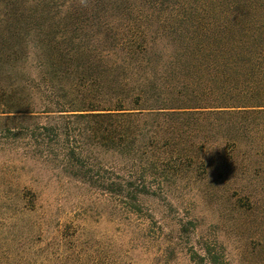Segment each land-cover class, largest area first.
<instances>
[{
	"label": "trees",
	"instance_id": "obj_1",
	"mask_svg": "<svg viewBox=\"0 0 264 264\" xmlns=\"http://www.w3.org/2000/svg\"><path fill=\"white\" fill-rule=\"evenodd\" d=\"M213 140L264 159V0H0V144L143 194Z\"/></svg>",
	"mask_w": 264,
	"mask_h": 264
},
{
	"label": "rangeland",
	"instance_id": "obj_2",
	"mask_svg": "<svg viewBox=\"0 0 264 264\" xmlns=\"http://www.w3.org/2000/svg\"><path fill=\"white\" fill-rule=\"evenodd\" d=\"M250 147L213 140L171 183L127 194L2 143L0 264H198L193 251L214 241L228 264H264V159Z\"/></svg>",
	"mask_w": 264,
	"mask_h": 264
}]
</instances>
